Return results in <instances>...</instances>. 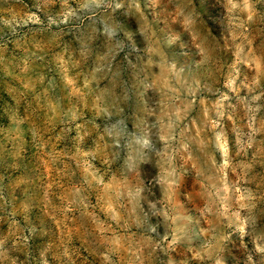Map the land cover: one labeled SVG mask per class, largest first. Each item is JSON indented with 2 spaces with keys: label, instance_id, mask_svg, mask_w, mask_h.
I'll use <instances>...</instances> for the list:
<instances>
[{
  "label": "rangeland",
  "instance_id": "rangeland-1",
  "mask_svg": "<svg viewBox=\"0 0 264 264\" xmlns=\"http://www.w3.org/2000/svg\"><path fill=\"white\" fill-rule=\"evenodd\" d=\"M0 264H264V0H0Z\"/></svg>",
  "mask_w": 264,
  "mask_h": 264
}]
</instances>
